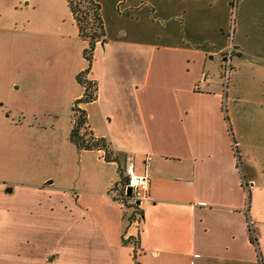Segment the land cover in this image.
Listing matches in <instances>:
<instances>
[{"label": "crops", "instance_id": "crops-1", "mask_svg": "<svg viewBox=\"0 0 264 264\" xmlns=\"http://www.w3.org/2000/svg\"><path fill=\"white\" fill-rule=\"evenodd\" d=\"M25 1L0 0V27L23 24L7 13L22 12ZM138 1L117 3L138 10ZM232 1L151 0L154 13L175 23L158 33L161 42L128 40L125 31L96 45L87 76L96 97L81 107L113 159L72 144L68 184L28 170L30 154L43 153L42 132L56 130L57 113L28 117L13 95L0 91V98L8 95L0 104V264H264V137L251 134L252 125L264 126V102L253 100L236 70L242 44L239 55L227 53ZM238 14L240 32L249 35L248 28L264 24V0H239ZM228 64L238 77L227 90ZM79 86L73 108L84 95ZM131 162L151 179L141 221L132 224L111 194L126 181ZM30 198L58 212L36 220L68 224L55 247L44 245L41 232L29 244ZM14 221L21 227L15 246L8 243Z\"/></svg>", "mask_w": 264, "mask_h": 264}, {"label": "rangeland", "instance_id": "rangeland-1", "mask_svg": "<svg viewBox=\"0 0 264 264\" xmlns=\"http://www.w3.org/2000/svg\"><path fill=\"white\" fill-rule=\"evenodd\" d=\"M50 1L52 0H26L21 6L22 12L12 10L7 13L12 23L19 20L23 24L17 27H0V91L3 90L9 96L13 95L12 100L15 99V102L20 104V108L22 107L28 117L33 111H38L41 116L43 112L57 113L56 130L42 132L43 153L39 154L38 158L30 154L28 170L30 172L38 169L41 174L51 173L50 181L54 180L55 185L58 186L59 183L68 184L75 167L74 146L70 140L75 118L71 97L80 87L76 72L86 66L84 51L88 48V42L79 36L66 0H55L54 9L50 7ZM118 1L101 0L100 2L106 36L110 39L116 34L122 35L127 31L128 40L133 38L161 42L158 33H164L166 27L171 28L175 25V23L167 25V15L153 12L151 0L138 1L142 7L138 10L130 8L131 5L123 2L119 4ZM30 2L37 6L36 10H33L34 6L30 7ZM231 7L227 33L224 34L229 47L227 53L232 57L239 55L240 50L237 45L242 44L244 56L241 58L240 68L236 70L244 77L243 88L251 87L255 92L253 100L254 97H258L264 102V67L261 66L264 65V24L260 27L248 28L249 35L242 34L239 30L238 6L232 4ZM119 8L121 13L118 12ZM177 20L179 23L180 20ZM121 26L124 29L118 32ZM226 72L224 83L228 90L233 88L238 76L234 74L235 69L230 65H227ZM11 86L15 88L13 92L8 90ZM7 97L6 94L0 98V104H4ZM225 97L228 104V96ZM255 125H252L251 134L264 137V126L260 128ZM87 127V132H90V127ZM122 187L121 183L114 191H121ZM29 202H35L30 205L35 212V218L30 222L29 244L37 238L36 233L41 232L44 235H42L44 245L55 247L59 233L63 230L65 232L68 224L60 221L62 225L59 227L57 218L49 216H45L47 220L44 219L43 222L36 220L38 216L48 213L53 216L58 212L51 211L52 208H38L36 198H30ZM124 207L128 221L133 210L128 208L127 203ZM38 210L42 215H38ZM19 226L20 222H12V230L9 229L8 238L10 245V241L13 246L20 245L21 227Z\"/></svg>", "mask_w": 264, "mask_h": 264}, {"label": "trees", "instance_id": "trees-1", "mask_svg": "<svg viewBox=\"0 0 264 264\" xmlns=\"http://www.w3.org/2000/svg\"><path fill=\"white\" fill-rule=\"evenodd\" d=\"M79 36L88 42V48L84 51V57L88 62L86 70L77 75L78 83L84 88V95L74 105V125L70 133V140L79 150L101 151L106 161H111V153L108 142L103 138H97L93 133L87 132L88 118L86 111L81 107L95 100L97 85L88 79L96 45L104 43L106 37L105 25L102 16L101 0H66ZM126 182V181H125ZM122 180V185H125ZM133 212L129 216V223H139L142 211L139 204H128ZM256 240V239H255Z\"/></svg>", "mask_w": 264, "mask_h": 264}, {"label": "built area", "instance_id": "built-area-1", "mask_svg": "<svg viewBox=\"0 0 264 264\" xmlns=\"http://www.w3.org/2000/svg\"><path fill=\"white\" fill-rule=\"evenodd\" d=\"M232 4L238 6L239 0H233ZM229 65V64H228ZM227 73V72H226ZM127 177L125 185L122 187L121 191L112 192V197L121 202L123 205L127 204H141L142 201L148 199L151 179L146 174H137L134 169V163L131 162L128 165L126 171ZM131 190V195L128 191ZM138 248L134 246V254L136 256Z\"/></svg>", "mask_w": 264, "mask_h": 264}, {"label": "water", "instance_id": "water-1", "mask_svg": "<svg viewBox=\"0 0 264 264\" xmlns=\"http://www.w3.org/2000/svg\"><path fill=\"white\" fill-rule=\"evenodd\" d=\"M129 195H131V190L128 191Z\"/></svg>", "mask_w": 264, "mask_h": 264}]
</instances>
